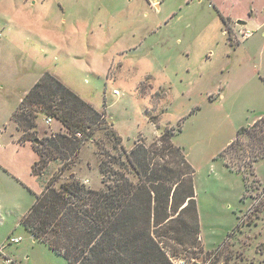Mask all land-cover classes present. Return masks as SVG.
I'll return each instance as SVG.
<instances>
[{
	"label": "rangeland",
	"instance_id": "374dc122",
	"mask_svg": "<svg viewBox=\"0 0 264 264\" xmlns=\"http://www.w3.org/2000/svg\"><path fill=\"white\" fill-rule=\"evenodd\" d=\"M222 14L231 23L247 22V41ZM44 71L89 100L101 118L96 124L95 116L76 113V121L93 125L95 141L69 155L61 179L73 175L96 187L100 160L112 154L127 162L134 142L173 171L162 174L166 179L177 175L183 157L201 236L210 244L232 237L225 264H261L264 157L238 167L240 156L264 149V138L244 134L225 157L221 152L257 119L263 118L258 133H264V0H0V264H67L22 224L35 198L29 161L5 147L14 123L21 142L63 129L56 119L45 123V112H37L41 99L17 107ZM32 119L36 128L27 126ZM170 131L178 153L162 136ZM18 236L20 242L10 241ZM163 240L172 260L204 264L209 256L200 255L198 244Z\"/></svg>",
	"mask_w": 264,
	"mask_h": 264
},
{
	"label": "trees",
	"instance_id": "16d2710c",
	"mask_svg": "<svg viewBox=\"0 0 264 264\" xmlns=\"http://www.w3.org/2000/svg\"><path fill=\"white\" fill-rule=\"evenodd\" d=\"M34 98L41 99L37 112L43 111L45 117L58 120L63 129L54 131L45 139H38L37 144L33 143L39 160L34 163L32 171L42 173L52 158H60L64 162L60 165L59 173L50 177L22 218V224L33 237L63 256L68 264H173L162 245L166 244L163 237H174L182 244L191 237L194 238L193 244L196 243L199 223L192 171H189L183 157L180 158L182 168L177 170V175L173 179H166L162 174L173 171L154 159V152L138 144L125 154L127 162L116 159L112 154L100 160L99 172L103 184L100 188H93L73 175H70L72 178L61 179V173L67 169L65 166L69 155L75 153L87 139L95 141L93 125L83 122V118L76 121V113L95 116L96 124L101 118L94 107L49 71H44L24 95L18 109H27L34 104ZM57 100L58 107H55ZM18 109L12 114L16 121ZM21 112L24 114V111ZM262 119L240 127L221 155L225 157L244 134L251 136V139H263L264 133H258L263 127L260 123ZM27 126L36 128L35 119ZM76 132H80L81 137L76 136ZM171 132L163 133L162 136L167 137L164 139L170 141ZM41 143L44 146L41 147ZM170 145L178 153L179 148L173 146L171 141ZM234 150L243 153L241 147ZM261 157H264V149L255 150L247 158L240 156L238 169L253 166ZM112 164L117 167H112ZM131 171L136 179L129 178ZM174 183L177 186L172 194L171 211L176 212L180 206L176 201L180 189L187 194L182 200L189 199L177 217L169 219L162 210L168 205ZM189 209L192 210L191 218L184 220L182 213ZM162 226L164 233L159 234L158 228ZM157 236L163 237L158 239Z\"/></svg>",
	"mask_w": 264,
	"mask_h": 264
},
{
	"label": "crops",
	"instance_id": "0c3cea01",
	"mask_svg": "<svg viewBox=\"0 0 264 264\" xmlns=\"http://www.w3.org/2000/svg\"><path fill=\"white\" fill-rule=\"evenodd\" d=\"M223 16H222V18L223 19H226L224 22H226V23H228V26L230 25V26H232L231 28H232V30H233V32H235V30H236V26H237V30H236V33L237 32H240L239 30V28H242L243 29V27H242V25H245L247 22H243V24H238L237 23V21H239V20H237L236 22H233V23H231L229 20H231L229 17H227V16H225L224 14H222ZM239 27V28H238ZM241 29V30H242ZM236 33H235V35H233V38L231 39V36H230V33H229V37H230V40H231V42H234L235 43V41H234V39H236V42H238L237 44H239V42H240V40L241 39H238V37L236 36ZM241 38V37H240ZM249 38V37H248ZM248 38H246V39H242V40H248ZM50 72V71H49ZM52 73V72H51ZM52 74H54V73H52ZM55 76H57L58 78H60L58 75H56V74H54ZM254 76V75H253ZM41 77V76H40ZM60 80H61V78H60ZM62 81V80H61ZM34 85V84H33ZM32 85V86H33ZM31 86V87H32ZM30 87V88H31ZM30 88L28 89V90H30ZM28 90L26 91V92H28ZM117 90V89H116ZM26 92L24 93V94H26ZM81 97V96H80ZM82 98V97H81ZM83 99V98H82ZM85 101H88V102H90L89 100H86V99H84ZM18 105H19V103H18ZM18 107V106H17ZM17 107H16V109H17ZM15 109V110H16ZM14 110V111H15ZM13 114V113H12ZM11 120L13 121V119H12V115H11ZM53 122H54V119H53ZM52 122V123H53ZM14 125H15V132L14 133H11V135H10V139H9V141H7L6 143H5V147H7V146H10L16 153H18V152H22V153H26V155H27V158H28V177H29V179L30 180H32V182H31V184H33L34 185V187H33V189H31L32 190V192L34 193V197H36V195H39L43 190H44V188H45V185H46V183H47V181L50 179V177L53 175V174H55L56 172H58V170H59V168H60V158H57V159H53V160H50L47 164H46V166L44 167V169H43V172L42 173H40V174H35V173H33V171H32V168H33V165H34V163L35 162H37L38 160H39V154H38V152H37V150H36V148H35V146L33 145V142H31V140L30 139H28V138H26L23 142H21L20 140H19V135H18V129H17V124L16 123H14ZM59 129H57V130H53V131H58ZM51 132V131H50ZM48 135H49V133H48ZM170 141H171V139H170ZM171 143H172V141H171ZM35 144V143H34ZM37 144V143H36ZM123 144V143H122ZM134 144H135V142H134ZM133 144V146L132 147H134L135 145ZM173 144V143H172ZM124 146V145H123ZM173 146H175L174 144H173ZM131 147V148H132ZM175 147H177V146H175ZM130 148V149H131ZM129 149V150H130ZM67 170V169H66ZM66 170H64L62 173L64 174L65 172H66ZM62 173H61V175H62ZM84 182V181H83ZM90 186V185H89ZM103 186V184H102V182H101V180L99 181V184L96 186V187H93V186H91V187H93V188H100V187H102ZM176 186H177V184L176 183H174L173 185H172V189H171V192H170V195H169V202H168V205H167V207L164 209V210H162L163 211V213H165V214H168V217H169V219H174V218H176L177 217V215H178V213H179V211L180 210H182L185 206H186V204L188 203V199L189 198H185L184 200H182V198H183V196L184 195H187V194H185L183 191H182V189H180L179 191H178V194H177V197H176V201H177V204H179L180 206H178V208H177V210H176V212H172L171 211V202H172V194H173V192H174V189L176 188ZM194 193H195V189H194ZM195 198V201H196V196L194 197ZM34 200H35V198H34ZM34 202V201H33ZM196 211H197V219H198V223H199V232H198V234H197V238H196V243L195 244H198L199 246H200V255H209L208 257H207V259L205 260V263L204 264H225V259L227 258V256H229L228 254H227V252H230V250L232 249V248H235V247H232V246H234L232 243H231V239L230 238H232V237H227L226 238V240H224L223 241V243L221 244V243H213V244H210V243H208V242H206L205 240H204V238L201 236V230H200V222H199V213H198V207H197V201H196ZM161 211H158V213H160ZM192 212V210L191 209H189V210H186V211H184L183 213H182V218L184 219V220H187L188 218H191V213ZM166 221V220H165ZM158 229H160V231H159V234H163L164 233V229H163V226L162 227H160V228H158ZM240 232L242 231L241 230V227H240V230H239ZM158 237V239H161L163 236H157ZM165 237H163V239H164ZM170 238H172L173 240H175V242H177V243H179L178 242V240H176L174 237H170ZM162 239V240H163ZM193 241H194V238L193 239H191V237H189V238H187L186 239V241H185V243L184 244H186V243H191V245L189 244V246H190V248H193L194 246L192 245L193 244ZM229 241H230V243H229ZM228 242V243H227ZM179 244H182V243H179ZM183 244V245H184ZM194 244V245H195ZM228 244H230V245H228ZM162 245L164 246V248H165V250H166V253H167V255L169 256V251H168V245H167V242H166V244L164 243H162ZM236 246V245H235ZM237 247V246H236ZM230 248V249H229ZM257 253L259 252V254L260 255H263V252H264V247H260V248H258L257 249V251H256ZM245 254V258H247L248 257V255H246V253H244ZM63 257V256H62ZM217 257V259H215ZM169 258H170V260L172 261V259H171V257L169 256ZM254 258H252L251 259V263L253 262L252 260H253ZM65 260V259H64ZM192 260H195V257H193L192 258ZM66 261V260H65ZM243 261H246V260H243ZM67 262V261H66ZM259 262L261 263V264H264V258H263V256H261L260 258H259ZM68 264V263H67ZM194 264H198V263H194Z\"/></svg>",
	"mask_w": 264,
	"mask_h": 264
},
{
	"label": "built area",
	"instance_id": "2783aa9c",
	"mask_svg": "<svg viewBox=\"0 0 264 264\" xmlns=\"http://www.w3.org/2000/svg\"><path fill=\"white\" fill-rule=\"evenodd\" d=\"M252 34V32L249 30V29H242L241 30V33H240V37L241 39H246L248 37H250ZM115 93H118L117 90L114 91ZM53 122V118L52 117H45V123L50 126ZM53 132L54 131H51L49 134L53 135ZM76 136L78 137H81V133L80 132H76L75 133ZM245 217V216H244ZM22 240V238L20 236L18 237H12L10 239L11 242H14V243H18ZM172 263L173 264H187V260L186 259H177V260H172Z\"/></svg>",
	"mask_w": 264,
	"mask_h": 264
},
{
	"label": "water",
	"instance_id": "95a60500",
	"mask_svg": "<svg viewBox=\"0 0 264 264\" xmlns=\"http://www.w3.org/2000/svg\"><path fill=\"white\" fill-rule=\"evenodd\" d=\"M243 22H244V21H240V20H239V21H237V23H238V24H243ZM34 143H38V139H37V138H36V139H34Z\"/></svg>",
	"mask_w": 264,
	"mask_h": 264
}]
</instances>
